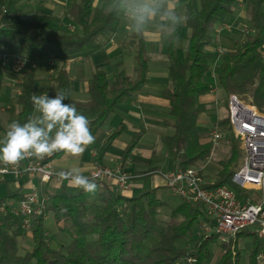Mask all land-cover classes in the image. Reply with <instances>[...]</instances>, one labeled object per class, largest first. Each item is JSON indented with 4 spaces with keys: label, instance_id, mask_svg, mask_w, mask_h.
Wrapping results in <instances>:
<instances>
[{
    "label": "trees",
    "instance_id": "16d2710c",
    "mask_svg": "<svg viewBox=\"0 0 264 264\" xmlns=\"http://www.w3.org/2000/svg\"><path fill=\"white\" fill-rule=\"evenodd\" d=\"M30 1L0 0V53L21 56L26 60L25 69L14 74L20 81L16 87L19 94H13V102L19 108L14 120L21 124L27 122L34 112L31 97L36 95L40 83L35 65L53 63L49 97H54L60 90H70V78L64 63L85 59L102 50L123 21L109 10L110 0L100 6H96L97 0H71L66 16L80 32L72 35L49 33L46 25L53 23L55 17L39 8L26 17L19 4ZM38 1L41 6L47 0ZM236 2L186 0L183 15L187 20L178 28L174 38L166 40L164 58L169 86L161 91L160 97L167 103L173 133L160 136L159 141L173 158L175 168L196 167L212 155L210 138L206 132L197 129L200 117L208 111L207 103L201 98L213 91V86L204 80L208 72H213L227 97L234 95L260 110L264 107V64L261 63L264 0L247 1L250 33L233 50L223 52L218 65L211 66L213 54L208 47L213 44L217 28L231 15ZM183 29L188 30V36L181 62L176 43ZM130 37L135 63L132 76L121 69L115 79L110 80L104 70L97 68L87 81L88 100L79 102L70 95L65 101L91 119L90 129L94 136L117 105L142 92L148 83L151 56L144 36L131 34ZM7 71L6 66L0 65V91L4 88ZM217 123L216 126L226 129L227 151L218 162L220 169L208 188L228 187L240 199L249 197L232 181L242 164L239 140L234 137L227 117ZM125 130L126 126L121 124L110 133L98 148V163ZM6 131L0 119V133L4 136ZM144 133V130H139L132 135L120 156L121 168L138 147ZM63 154L55 153L41 159V162L50 163ZM96 183L99 190L93 201L88 200L84 191L50 195L47 206L32 221L29 232L11 214L0 218V264H204L210 258L211 248L219 238L217 234L199 237L191 248L176 245L192 236L197 222L205 219L201 205L178 200L168 219L163 221L158 215L166 202L158 198V188L129 197L118 193L110 184ZM3 199L19 201L23 195L14 191ZM49 213L56 224H62L59 230L70 237L67 245H60L57 249L50 247L45 238L44 221ZM25 235H31L33 245L30 251L20 254L19 241ZM246 238L251 244L248 264H258L257 256L264 243L248 228L237 232L234 238L223 244L225 252L220 254L215 264H240L238 243ZM188 259L192 262H187Z\"/></svg>",
    "mask_w": 264,
    "mask_h": 264
},
{
    "label": "built area",
    "instance_id": "2783aa9c",
    "mask_svg": "<svg viewBox=\"0 0 264 264\" xmlns=\"http://www.w3.org/2000/svg\"><path fill=\"white\" fill-rule=\"evenodd\" d=\"M0 65L8 67V82L5 85H18L20 81L14 74L25 69L26 60L21 56L0 53ZM13 92L19 94L16 88ZM227 118L234 137L239 140L242 155L241 167L232 181L245 193H258L260 197L257 202L248 197L238 198L228 187L208 188L209 183L195 167L158 169L155 174L162 179L173 197L184 203L203 207L205 219L197 222L198 237L206 238L217 234L219 240L228 243L237 232L256 225L258 229L255 233L264 243V107L260 110L230 95L227 97ZM209 138L213 144V154L216 144L222 139L219 126L210 132ZM55 176L49 163L44 164L35 157L21 161L18 168L9 166L5 169V166L0 165V183L10 179L13 182L24 180L29 184L22 200H0V218L11 214L29 232L32 221L43 212L49 202V195L41 192L33 182L46 184ZM89 178H95V182L110 184L123 195L130 190L134 179L121 168L112 169L100 165L93 167ZM257 261L258 264H264V248L258 254Z\"/></svg>",
    "mask_w": 264,
    "mask_h": 264
},
{
    "label": "crops",
    "instance_id": "0c3cea01",
    "mask_svg": "<svg viewBox=\"0 0 264 264\" xmlns=\"http://www.w3.org/2000/svg\"><path fill=\"white\" fill-rule=\"evenodd\" d=\"M247 1L248 0H245V2ZM119 30L113 36V40L116 41L118 44L112 43L110 45H107L103 47L102 50L87 57L86 59H74V60H70L64 63L65 70L68 73V76L70 78L71 96L76 101L86 102L88 100L87 81L89 80V78L91 77L95 69L97 68L102 69L103 66L119 67L118 66L119 63L121 64V67L123 66V62L121 60L117 62L112 61V56H114V54L117 53V51L119 52L122 46L121 44L122 38H124V35H125V33H121ZM128 35L131 41V37H130L131 34L129 32H128ZM143 36L146 42L148 53H149L148 46H150L151 50L156 53L159 44L163 43L161 34L156 31H148V32H145ZM165 51H160L161 56L162 55L164 56ZM110 56H111V59H110ZM133 56H134V48H133L131 57ZM87 59H95L93 63V66H94L93 71H88L85 69L86 68L85 64H86ZM151 61H152V58H151ZM45 64L46 65H41V63H37L35 65L36 74L40 78V83L37 87L36 95H40L45 92L48 94V89L50 85L49 73H51L53 63L46 62ZM45 68L46 69L49 68L48 71L45 70ZM149 68H150V65H149ZM165 70L168 72L167 68ZM40 73H42L43 76H40ZM118 73H116V75H114L112 78L108 77V74L107 73L106 74L110 80H114L115 77L118 75ZM155 85H159L158 89L154 87ZM166 85H167V81H166L165 75H157V76L152 77L151 74L149 75L148 73V83L144 86L142 90L143 93L141 92L142 93L141 95H138V96L135 95L132 98L127 99L123 101L121 104L117 105L114 113H112L107 118L102 128L95 135V137H100L98 143H95L94 141V143L90 144L86 148V150L83 152V154L79 157H70V156H66L65 154H63L59 158L54 159L49 164L54 170L56 176L46 184H37V182H33V184H35L36 187L41 192L46 193L49 196L55 193H64V194L71 193L72 194L78 191H83L81 189H77V188L70 186L68 181H66L60 175V173L63 171H67L73 167H79L81 169L82 174L89 177V173L95 165H100V166H104V167H108L112 169L121 168L120 156L122 154L123 149L125 148L127 143L130 141L132 135L135 132L139 130H144L145 133L138 147L132 152V155L130 159L126 162L124 168H121L122 170L131 174L134 177L130 190L124 193V195L133 197V196H136L144 192L146 183L143 182V180H141L144 178V176L142 175V171L144 167L148 165V163L156 162L157 160L161 162L160 163L161 165H159V167H156L157 169L159 168L162 170H168V169L175 168V162L173 158L167 153L166 149L164 152L165 153L164 158H161V157L159 158L155 156L161 154L162 150H160L159 152L158 151L154 152L150 149H145V148H142V146H140L143 138L148 137L149 133H151L152 130L158 133L157 136H154L156 137V139H158V141H159L160 136L165 135L163 131L166 130V128L170 130V133L168 132L166 135H171L173 133L172 127L170 125L172 124L173 121L171 119L169 120L167 119L168 121L167 122L166 118H164L163 116L165 111L163 113L159 112V108H158L162 104L167 105L166 101H164L160 97L161 91L165 89L166 87H168ZM14 86H6L7 88L5 89L4 95L0 97V104L3 106V109H1L0 112L5 113L4 117L5 116L9 117L8 118L9 121L14 120L15 118V116L11 118L10 115L12 114L10 113L13 112V115H16L19 110L18 106L13 105L14 104L13 99H12L13 93H14L13 91L17 87V85L15 84ZM153 87L156 89L155 94H149V91H153L152 90ZM213 92L214 90L211 93H208L207 95L203 96L201 98V101L206 103L210 95ZM7 112L9 113L7 114ZM167 113H168V109H167ZM121 124L126 126L125 132L122 133L112 143L111 147L108 149L102 162L98 163L96 161L98 148L104 144V142L107 140V137L110 135V133L115 128L120 126ZM136 128H138V130L135 131ZM197 129L200 132H205L207 128H206V122L204 119L202 120L199 119ZM149 184L151 186V189L165 188L162 179L158 175H156L155 178L151 179ZM97 185H98V188L95 193H97L99 190V184ZM28 186L29 184H27V182L24 180L13 182L12 180L8 179L4 182H1L0 187H4V188H0V200L5 198L6 194L9 192L17 191L18 193L23 195L27 191ZM1 190H5L6 192H1ZM60 226L61 224H57V227H59L58 229H60Z\"/></svg>",
    "mask_w": 264,
    "mask_h": 264
},
{
    "label": "rangeland",
    "instance_id": "374dc122",
    "mask_svg": "<svg viewBox=\"0 0 264 264\" xmlns=\"http://www.w3.org/2000/svg\"><path fill=\"white\" fill-rule=\"evenodd\" d=\"M69 2H71V0H47L43 4H41V6H39L38 0H32L30 2L20 3L19 8L25 14L26 17H28L38 8L41 10V12L53 15L55 17V21L51 24L46 25L47 32L49 33H58V34L64 33L68 35L78 34L80 32L79 28L75 26L74 24H72L71 21L66 16V9H67ZM104 2H106V0H97L96 6H100ZM185 2L186 0H179L180 8L178 10L180 14L182 15L184 12ZM246 3L247 2H245V0H237L236 4L233 6V11L231 15H229L226 18L224 24H222L221 26L217 28V32L214 36L213 44L208 47V51L212 52L213 54V58L211 60L212 67L219 64L220 56L223 52L233 50L236 44L242 43L245 40V36L248 33H250L251 30H250V25H249V17L246 12ZM119 29L121 33H125L124 38L120 37L122 38V43H121L122 46L119 52L117 51V53H115L114 56L112 55L111 56H112V61L114 62L121 60L123 62V66L121 68L117 66H111V67L103 66L102 69L106 71V73L108 74V77L110 78L116 75V73H118L122 68L125 70V72L128 75L132 76L133 70L135 67L133 57H131L133 47L131 45L128 31L125 27L124 22L120 25ZM187 36H188V30L183 29L181 37L178 39L176 43L178 59L181 62L183 61L184 56H185V46L187 44ZM161 38L163 40V43L159 44L156 53L151 50L150 46H148L149 54L152 58V61L150 62L149 75L151 74L152 77L157 76V75H165L166 81H167L166 86H169L167 74H165L167 73V71L165 70L167 68V63H166L164 56L163 55L161 56L160 54V51H165L166 49V42H165L166 38H163L162 36ZM112 43L118 44L112 38V41L107 43L105 46L110 45ZM111 56H110V59H111ZM94 60L95 59H87L86 64H85L86 70L93 71ZM261 63L264 64V48L262 50ZM41 65H46V64L41 63ZM48 69L45 68V70L47 71ZM49 75L51 76V73H49ZM40 76H43L42 73H40ZM204 80L208 82L209 84H211L214 90V92L210 95L208 101L206 102L208 105L207 113L204 116L200 117L201 120L204 119L206 122L207 129L205 130V132L207 136L209 137L210 132L216 128V124H218L217 122L227 117V107L225 106V103L227 102V96L223 92V90L220 88V86L217 84L216 78L212 71L206 74ZM4 81H5L4 83L7 82V75L5 76ZM158 86L159 85H155L154 87L158 89ZM154 87L152 88L154 93L153 91H149V94H155L156 89ZM6 88H7L6 85H4V88H2V90L0 91V97L4 95ZM142 93L141 92L138 93L137 96L141 95ZM13 105L16 106V104H13ZM158 108H159V112L163 113L165 111L164 115L163 114L162 115L164 116V118H166V121L167 119L168 120L171 119L168 116V113H167L168 108L166 104L165 105L162 104ZM1 109H3V106L0 104V111ZM8 113L9 112H7V114ZM4 114L5 113L0 112V119H1V123L7 130L8 125L14 120L9 121L8 119L9 117L7 116L4 117ZM10 114H12L10 115L11 118L15 116L13 115V112H11ZM219 128L221 129L222 139L220 140V142L216 144L214 153L209 157V160L205 161L204 163H200L195 167L196 169L199 170L204 180L208 183H211L215 179L216 174L220 169L218 162L224 158V156L226 155V151H227V145L225 143L226 129L224 126H219ZM136 130H138V128H136L135 131ZM168 132L170 133V130L167 128L166 130L163 131L165 135ZM157 135L158 133L152 130V132L149 133L148 137L143 138L140 146H142V148H145V149H150L154 152L155 151L159 152L160 150H162V153L155 157L164 158L165 147L161 145V143L158 141V139H156V137H154ZM2 137L3 135L0 133V138ZM99 138L100 137H96L95 143H98ZM160 163H161L160 161L156 160V162L148 163V165L144 167L142 171V175L144 176V178L141 180H143V182L146 183L145 191L151 189V186L149 184L150 180L156 177L155 170L157 169L156 167H159V165H161ZM0 188H4V187H0ZM1 192H6V191L1 190ZM247 194L249 195L248 198H250L251 201L257 202L259 200L260 196L258 193L248 192ZM85 195L87 196L89 201H93L96 193H85ZM157 196L162 201L166 202V206L160 209L159 215H158V217L161 220L166 221L170 214V210L178 203V199L173 197L166 188H159L157 191ZM44 226H45V238H46L47 244L50 247L57 249L60 245H67L68 242L70 241V237H68L65 233H62L58 229L59 227H57V224L53 220L51 213H49L47 217L45 218ZM61 227H62V224L60 228ZM248 229L251 232H256L258 228L256 225H254V226L248 227ZM198 238L199 237L197 236V227H196L194 229L192 236L188 237L187 239L178 241L176 245L180 248H191L195 244ZM223 244L224 243L218 239L217 243L211 248L210 258L204 264H215L218 261L220 254L225 252V250L222 248ZM32 245H33V242L31 240V235H25L19 241V253L24 254L30 251L32 248ZM250 245H251L250 241L247 238L239 241L238 248L241 253L240 264H248V254L250 250ZM187 262L190 263L192 262V260L188 259Z\"/></svg>",
    "mask_w": 264,
    "mask_h": 264
},
{
    "label": "clouds",
    "instance_id": "9594fccd",
    "mask_svg": "<svg viewBox=\"0 0 264 264\" xmlns=\"http://www.w3.org/2000/svg\"><path fill=\"white\" fill-rule=\"evenodd\" d=\"M109 10L123 19L130 34L143 36L156 31L163 38H174L187 16L180 14L179 0H110ZM70 90H60L54 97L45 92L31 97L34 112L27 122L12 121L0 138V165L18 168L20 162L35 157L44 159L55 153L79 157L94 143L96 137L90 129V120L78 113L75 105L65 101ZM60 175L69 185L95 193V178L82 174L79 167L63 171Z\"/></svg>",
    "mask_w": 264,
    "mask_h": 264
},
{
    "label": "water",
    "instance_id": "95a60500",
    "mask_svg": "<svg viewBox=\"0 0 264 264\" xmlns=\"http://www.w3.org/2000/svg\"><path fill=\"white\" fill-rule=\"evenodd\" d=\"M234 179V178H233Z\"/></svg>",
    "mask_w": 264,
    "mask_h": 264
}]
</instances>
